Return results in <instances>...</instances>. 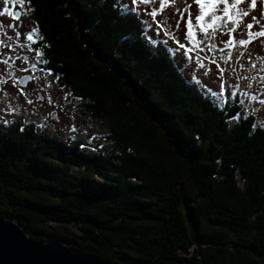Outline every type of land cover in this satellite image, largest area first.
I'll return each mask as SVG.
<instances>
[{
	"label": "trees",
	"instance_id": "1",
	"mask_svg": "<svg viewBox=\"0 0 264 264\" xmlns=\"http://www.w3.org/2000/svg\"><path fill=\"white\" fill-rule=\"evenodd\" d=\"M22 1L44 70L114 154L0 120V219L107 264H264V126L241 96L189 83L120 0Z\"/></svg>",
	"mask_w": 264,
	"mask_h": 264
},
{
	"label": "rangeland",
	"instance_id": "2",
	"mask_svg": "<svg viewBox=\"0 0 264 264\" xmlns=\"http://www.w3.org/2000/svg\"><path fill=\"white\" fill-rule=\"evenodd\" d=\"M2 1L3 11L7 9L3 14L4 44L9 46L1 47L4 62L0 75V120L34 124L47 136L63 142L83 141L90 154L101 151L106 155L114 154L113 145L107 139L108 124L80 115V101L44 70L40 54L30 46L34 40L33 23L26 17L15 22L14 17L26 9L23 1ZM120 2L125 10L139 13L146 29L145 38L151 44L163 38L169 45L178 70L189 83H195L202 92L215 96L220 104H224L227 97L240 95L242 114L252 112L257 125L264 126V37L253 35L264 32V0H255V7H252V0H230L223 6L230 9L232 22L217 20L214 28L207 32L205 29L210 23L207 17L201 21L194 18L205 13L223 15L213 12L220 6L219 0H201L209 5L206 8L198 7L196 0ZM233 4L236 7L233 8ZM244 11L248 16L241 15ZM189 19L194 20L192 34H189ZM248 24L253 27L249 29ZM29 36L32 39H28ZM240 39L251 42L240 46ZM221 42L237 43L238 46H218ZM28 77L32 80L21 87L20 80Z\"/></svg>",
	"mask_w": 264,
	"mask_h": 264
},
{
	"label": "water",
	"instance_id": "3",
	"mask_svg": "<svg viewBox=\"0 0 264 264\" xmlns=\"http://www.w3.org/2000/svg\"><path fill=\"white\" fill-rule=\"evenodd\" d=\"M19 14L17 15V18ZM30 79H21L25 87ZM0 264H107L85 258L60 242L36 244L18 225L0 219Z\"/></svg>",
	"mask_w": 264,
	"mask_h": 264
},
{
	"label": "snow or ice",
	"instance_id": "4",
	"mask_svg": "<svg viewBox=\"0 0 264 264\" xmlns=\"http://www.w3.org/2000/svg\"><path fill=\"white\" fill-rule=\"evenodd\" d=\"M196 2H197L198 7H200V8L209 7L208 4L202 3L201 0H196ZM229 2H230V0H219L220 6L218 8L213 9V12H219V13H222L223 15H209L208 13H205L204 16H201V15L198 14L194 19L196 21H201V20H204L207 17V19L210 21V23H208L207 29H205L206 32L209 29H213L214 28V25L216 24L217 20H220L221 23H222L224 19H227L231 23L232 20H233V17L230 14V9L223 6L225 4H228ZM237 2H239V0H237ZM255 6H256L255 0H252V7H255ZM232 7L234 8V7H236V5L233 4ZM4 11H7V9H4ZM153 15H155V13H153ZM241 15L242 16H248V13L246 11H244V12L241 13ZM193 23H194L193 19H189L187 21L188 28H189V34H192V25H193ZM247 27L250 29V28L253 27V25L252 24H248ZM232 31H235V29H232ZM253 35L264 37V32L253 33ZM28 39H32V37L29 36ZM250 42H251L250 40H244V39H240L238 41V43L241 44V45H244V44L250 43ZM181 47H185V46L181 45ZM188 51L191 52L192 49H188ZM29 102H31V101H29Z\"/></svg>",
	"mask_w": 264,
	"mask_h": 264
},
{
	"label": "flooded vegetation",
	"instance_id": "5",
	"mask_svg": "<svg viewBox=\"0 0 264 264\" xmlns=\"http://www.w3.org/2000/svg\"><path fill=\"white\" fill-rule=\"evenodd\" d=\"M3 6H4L3 1L0 0V75H1V73H3L1 67L3 66V62H4V60L1 58V55H2V53H1V47L2 46H9V45H5L4 44V29H5V25H4V18H3V14H4ZM18 14H19V17L18 18L17 17H14L15 18V22H19L20 19L23 18V17H26L27 18L26 9L20 10V12ZM13 28H14V24H12V26H11V29H13ZM159 41L161 43H163V44L165 43V42H163V38H160ZM239 45L240 46H245V44L244 45L239 44ZM30 46H32V48H35L36 46H41V43L39 41V37L36 36V32H34V40L30 44ZM166 46H169V45L166 44ZM211 46H214V45H211ZM218 46H238V45H237V43H223V42H221V43L218 44ZM11 59H12V57H11ZM25 79H27V78H25ZM28 79H30L29 81L32 80V78H30V77H28ZM0 86L2 87V81H0ZM22 91H24V89H22Z\"/></svg>",
	"mask_w": 264,
	"mask_h": 264
}]
</instances>
